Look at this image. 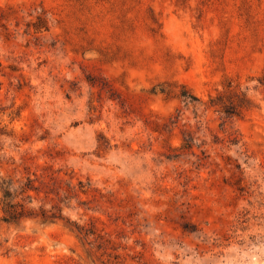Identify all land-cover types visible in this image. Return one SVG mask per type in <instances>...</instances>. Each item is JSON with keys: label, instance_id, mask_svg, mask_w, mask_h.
Returning <instances> with one entry per match:
<instances>
[{"label": "rangeland", "instance_id": "1", "mask_svg": "<svg viewBox=\"0 0 264 264\" xmlns=\"http://www.w3.org/2000/svg\"><path fill=\"white\" fill-rule=\"evenodd\" d=\"M0 176V264H264V0H0Z\"/></svg>", "mask_w": 264, "mask_h": 264}, {"label": "trees", "instance_id": "2", "mask_svg": "<svg viewBox=\"0 0 264 264\" xmlns=\"http://www.w3.org/2000/svg\"><path fill=\"white\" fill-rule=\"evenodd\" d=\"M181 95H185V94H181ZM215 101L213 99L211 100V103L213 105H221L220 107L223 108L225 113H234L232 110L233 109L232 104H224L223 102H218V101L215 102ZM10 185H11L10 180H5L0 176V191L2 193V204H3L2 209L3 211L6 212L7 215L4 216L2 219L6 222H11L15 219L14 214L11 211H8V208H10L12 205L11 204L12 192L10 190ZM42 221H46V218H43Z\"/></svg>", "mask_w": 264, "mask_h": 264}]
</instances>
